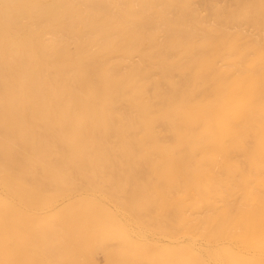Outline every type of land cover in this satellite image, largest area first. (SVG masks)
Listing matches in <instances>:
<instances>
[{"label":"rangeland","instance_id":"rangeland-1","mask_svg":"<svg viewBox=\"0 0 264 264\" xmlns=\"http://www.w3.org/2000/svg\"><path fill=\"white\" fill-rule=\"evenodd\" d=\"M32 1L0 0V212L5 198L29 216L3 239L17 264H108L123 245V264H264L248 234L264 212V0ZM240 78L256 90L224 132L208 107Z\"/></svg>","mask_w":264,"mask_h":264},{"label":"bare ground","instance_id":"bare-ground-1","mask_svg":"<svg viewBox=\"0 0 264 264\" xmlns=\"http://www.w3.org/2000/svg\"><path fill=\"white\" fill-rule=\"evenodd\" d=\"M244 1V0H243ZM246 1V0H245ZM15 2V1H14ZM243 3V2H242ZM42 5L43 6H45L44 5V3H42V2H40V1H32L31 3H30V5H29V7H28V10L32 13V11H39L41 8H42ZM50 5H53V4H50ZM50 5H49V7H50ZM258 5V3H257V1L256 0H254V2H253V6H257ZM263 5V4H262ZM46 6H48V5H46ZM45 6V7H46ZM238 8V7H237ZM247 9V8H246ZM250 10V9H249ZM248 9H247V11L248 12H251V10L249 11ZM5 11V10H4ZM53 11V10H52ZM234 11H235V9H234ZM240 11V10H239ZM7 13H9V12H7ZM26 13V10L25 9H22V10H20L19 12H18V15H20V16H22V15H24ZM55 13V12H54ZM61 14V13H60ZM233 14V13H232ZM236 14V13H235ZM10 15H12V14H10ZM44 15V14H43ZM46 15V14H45ZM54 16V15H53ZM53 16H51V17H53ZM253 16V15H252ZM251 16V17H252ZM260 16V15H259ZM19 17V16H18ZM17 17V18H18ZM230 17V16H229ZM255 17V16H254ZM254 17H252V18H254ZM27 18V17H26ZM57 18V17H56ZM260 19V18H259ZM258 19V20H259ZM254 20H256V17H255V19ZM13 21V20H12ZM7 23H9V22H7ZM14 23V22H13ZM16 25V24H15ZM19 25V24H18ZM3 30V29H2ZM14 31V30H13ZM14 33V32H13ZM15 34H16V31H15ZM19 39V38H18ZM2 40V39H1ZM8 40V39H7ZM19 41V40H18ZM27 41V40H26ZM1 42V41H0ZM7 42V41H6ZM30 42V41H29ZM0 45H1V43H0ZM77 48V47H76ZM199 63V62H198ZM198 66V65H197ZM201 66V65H200ZM84 69H85V67H84ZM26 70V69H25ZM24 70V71H25ZM80 72V71H79ZM86 72V71H85ZM22 74V73H21ZM34 74V73H33ZM82 74H86V73H82ZM208 74V73H207ZM261 74V73H260ZM23 75V74H22ZM25 75H27V74H24V76ZM201 75V74H200ZM23 76V77H24ZM34 78H35V76H33ZM84 77L86 78V76L84 75ZM33 78V79H34ZM23 79V78H22ZM32 79V80H33ZM26 80V79H25ZM30 80V79H29ZM38 80V79H37ZM82 79H80V81H81ZM85 80V82H87V80L86 79H83V81ZM250 80V81H249ZM31 81V80H30ZM32 82V81H31ZM39 82V81H38ZM82 82V81H81ZM84 82V83H85ZM237 82H238V85H237V87H234V88H232V89H230L229 91H227L226 92V94H225V100L223 101V103L221 104V105H213V104H211L208 108L211 110V114L222 124V128H223V131L224 132H226L227 130H226V127H225V124L223 123V118H222V115H223V113L224 112H227L228 110H232L234 113H238L239 111H240V108H241V105H242V103H243V101L247 98V97H249V95L251 94V93H253L255 90H256V85H257V81L255 80V79H243V78H240V79H238L237 80ZM264 82V81H263ZM212 83V82H211ZM32 84V83H31ZM35 84H37V83H35ZM34 85V84H33ZM223 85V84H222ZM9 86V85H8ZM38 88V87H37ZM207 88V87H206ZM261 88H263V87H261ZM33 89H34V87H33ZM40 89V88H39ZM15 90V89H14ZM29 90V89H28ZM195 90V89H194ZM213 90V89H212ZM27 91V90H26ZM36 91H38V90H36ZM237 91H240L241 92V95H242V99H240L239 100V102L238 103H236L234 106H232L231 108L229 107V104H228V102L230 101V100H232L234 97H235V95H236V93H237ZM42 92V91H41ZM211 92V91H210ZM21 93V92H20ZM191 93V92H190ZM207 93H209V92H207ZM206 93V94H207ZM212 93V92H211ZM3 94V93H2ZM18 94V93H17ZM36 94V93H35ZM34 94V95H35ZM197 95V94H196ZM208 95V94H207ZM0 96H2L1 94H0ZM3 96H4V94H3ZM43 96V95H42ZM210 96V95H209ZM258 96V95H257ZM45 97V96H44ZM211 97H212V95H211ZM6 98V97H5ZM4 98V99H5ZM12 98V97H11ZM39 98H40V96H39ZM264 98V97H263ZM2 99V98H1ZM10 99V98H9ZM26 99V98H25ZM204 99H206V98H204ZM14 100H15V97H14ZM29 100V99H28ZM38 100H40V99H38ZM19 101V100H18ZM58 101V100H57ZM16 102V101H15ZM26 102V101H25ZM219 102V101H218ZM8 103V102H7ZM17 103V102H16ZM15 103V104H16ZM19 103V102H18ZM28 103V102H27ZM26 103V104H27ZM43 103V102H42ZM35 104V103H34ZM59 104V103H58ZM5 105V104H4ZM42 105V104H41ZM46 105V104H45ZM181 105H183V104H181ZM189 105V104H188ZM16 106V105H15ZM18 106H19V104H18ZM28 106V105H27ZM20 107V106H19ZM80 107V106H79ZM78 107V108H79ZM186 107V106H185ZM205 107H207V106H205ZM3 108H5V107H3ZM2 108V109H3ZM29 109V108H28ZM27 109V110H28ZM36 109H38L39 111H41L44 115H45V118H46V116L47 115H50L51 114V112L53 111H51L50 110V108H45V107H38V106H36ZM57 109H59V110H61V107H59L58 108V106H57ZM12 110L13 109H11V107L10 106H6V109H5V112H4V114H6V121L7 122H9V121H12L13 120V118H14V112L12 113ZM32 110V109H31ZM30 110V111H31ZM193 110V109H192ZM192 110H191V112H192ZM195 110V109H194ZM208 110V109H207ZM56 111V110H55ZM176 111H178V110H176ZM202 111H204V110H202ZM245 111V110H244ZM54 112V111H53ZM63 111H61V113H62ZM179 112V111H178ZM181 112H182V110H181ZM198 113H199V111H197ZM55 113V112H54ZM64 113H66V112H64ZM83 113H85L84 111H83ZM195 113H196V111H195ZM182 114V113H181ZM208 114V113H207ZM33 115V114H32ZM67 115V114H66ZM75 115V114H74ZM197 115V114H196ZM199 115H201V114H199ZM18 116V115H17ZM16 116V117H17ZM58 116H59V114H58ZM65 116V115H64ZM68 116V115H67ZM77 116V115H76ZM204 116V115H203ZM209 116V115H208ZM211 116V115H210ZM212 117V116H211ZM231 117V116H230ZM173 118V117H172ZM22 119V118H21ZM47 119V118H46ZM52 119V118H51ZM200 119V118H199ZM210 119V118H209ZM213 119V118H212ZM261 119V118H260ZM67 120H70V119H67ZM56 121V120H55ZM54 121V122H55ZM205 121H206V119H205ZM263 121V120H262ZM48 122V121H47ZM59 122V121H58ZM69 122V121H68ZM72 122V121H71ZM80 122V121H79ZM83 122V121H82ZM202 122V121H201ZM211 122V121H210ZM49 123V122H48ZM52 123V122H51ZM73 123V122H72ZM211 123H213V122H211ZM232 123V122H231ZM243 123V122H242ZM8 124V123H7ZM55 124V123H54ZM60 124V123H59ZM80 124V123H79ZM194 124V123H193ZM234 124V123H233ZM12 125V124H11ZM50 125V124H49ZM61 125V124H60ZM66 125V124H65ZM71 125V124H70ZM85 125V124H84ZM52 126V125H51ZM86 126H87V123H86ZM213 126V125H212ZM243 126V125H242ZM244 126H245V124H244ZM197 127V126H196ZM3 128H5V127H3ZM55 128V127H54ZM71 128V127H70ZM192 128H193V126H192ZM214 128V127H213ZM51 129V128H50ZM212 129V128H211ZM59 130V129H58ZM190 130V129H189ZM215 130V129H214ZM7 131V130H6ZM59 132V131H58ZM62 132V131H61ZM64 133V132H63ZM204 133H206V134H208L209 133V128H205L204 129ZM73 134V133H72ZM86 134V133H85ZM205 134V135H206ZM210 134V133H209ZM208 134V135H209ZM211 134H213V132L211 133ZM22 135V134H21ZM28 135V134H27ZM241 135V134H240ZM258 135V134H257ZM204 136V135H203ZM214 136H215V134H214ZM24 137V136H23ZM205 137V136H204ZM28 138H30V137H28ZM64 138V137H63ZM65 138H66V136H65ZM176 138V137H175ZM14 139V138H13ZM82 140H84V139H82ZM227 141V140H226ZM44 142V141H43ZM190 143V142H189ZM5 144V143H4ZM3 144V145H4ZM38 144H39V142H38ZM253 144V143H252ZM8 145V144H7ZM6 145V146H7ZM43 145H45V144H43ZM203 145V144H202ZM6 146H4V147H6ZM36 145H34V147H35ZM80 146H81V143H80V138H78V136L77 135H74V136H71L70 137V140H69V149H70V151H71V156L72 157H74V153H75V151L76 150H78V148H80ZM1 148H2V146H0ZM10 147V146H9ZM9 147H7V148H9ZM13 148V147H12ZM181 148V147H180ZM205 148V147H204ZM5 149V148H4ZM16 149V148H15ZM34 149H36V148H34ZM81 149V148H80ZM1 150H3V149H1ZM0 150V151H1ZM8 150V149H7ZM9 150H11V148L9 149ZM14 149H12V151H13ZM187 150V149H186ZM17 151V150H16ZM81 151V150H80ZM182 151H184V150H182ZM18 152V151H17ZM36 152V151H35ZM26 153V152H25ZM1 154V153H0ZM13 154H15V152L13 151ZM19 154V153H18ZM28 154V153H27ZM84 154V153H83ZM85 155V154H84ZM87 155H88V153H87ZM7 156H9V155H7ZM6 156V157H7ZM18 156V155H17ZM22 156V155H21ZM24 156H27V155H24ZM10 157V156H9ZM85 157V156H84ZM86 157H88V156H86ZM183 157V156H182ZM23 158V157H22ZM22 158H21V161H22ZM26 158V157H25ZM30 158V157H29ZM91 158V157H90ZM90 158H88V161H89V159ZM184 158V157H183ZM16 159V158H15ZM63 159V158H62ZM76 159V158H75ZM176 158L174 157V159L173 160H175ZM9 160H11V159H9ZM13 160V159H12ZM17 160V159H16ZM25 160V159H24ZM91 160H93V159H91ZM90 160V161H91ZM14 161V160H13ZM20 161V162H21ZM205 161V160H204ZM203 161V162H204ZM7 162H9V161H7ZM194 162V161H193ZM11 163V162H10ZM28 163V162H27ZM85 163V162H84ZM91 163V162H90ZM93 163V162H92ZM91 163V164H92ZM175 163V162H174ZM12 164V163H11ZM53 164V163H52ZM51 164V165H52ZM194 164V163H193ZM54 165V164H53ZM55 166V165H54ZM84 166V165H83ZM173 166V165H172ZM53 167V166H52ZM189 167H191V166H189ZM57 168V167H56ZM55 168V169H56ZM177 168H179V167H177ZM181 169V168H180ZM58 170H60V169H58ZM133 174V173H132ZM193 176V175H192ZM62 178V177H61ZM8 179V178H7ZM136 188V187H135ZM141 188V187H140ZM136 190V189H135ZM12 191L13 192H15V188H12ZM142 191H144V190H142ZM147 191V190H146ZM160 191V190H159ZM19 192V191H18ZM134 194V193H133ZM138 194V193H137ZM147 194V193H146ZM19 195L21 196V197H24L21 193H19ZM147 196H149V195H147ZM135 197H137V196H135ZM150 197V196H149ZM4 200H3V210L0 212V224L2 225V234H0V264H17L18 262H17V259L15 258L16 256H15V254L17 255V250H16V245L15 244H10V243H7V242H5L3 239H4V237H6V235L7 234H11V233H13L15 236H16V230H17V226L19 225V223L22 221V220H27V221H29L28 219H29V216L28 215H25L24 213H22L21 211H19L17 208H13V205H11L10 203H8L7 202V200L5 199V198H3ZM150 200V199H149ZM150 204V203H149ZM139 208V207H138ZM258 208V207H257ZM136 210V209H135ZM93 213V212H92ZM92 213L90 212V213H88L87 214V216H88V220H89V224L91 223V224H93V225H95L96 224V217H94L93 215H92ZM109 214V213H108ZM74 215V214H73ZM111 215V214H110ZM61 220H63V219H61ZM87 220V219H86ZM249 221L251 222L250 223V226H249V230H248V234L251 236V238H253V239H256V238H260V237H262L263 239H264V236H262V235H264V212H261V211H259V210H250L249 211ZM9 228H11V230L9 229ZM11 232V233H10ZM109 234V233H108ZM110 235V234H109ZM109 238H110V236H109ZM108 238V239H109ZM120 239V238H119ZM124 240V239H123ZM122 243H123V241H122ZM126 243V242H125ZM129 242H127V244H128ZM261 245V244H260ZM142 246V245H141ZM121 247H124V245L123 246H120V250L121 251H119V252H115V251H112L111 250V252H109L108 253V264H123L124 263V257L122 256V254H121V252H122V249H121ZM119 248V247H118ZM129 249V246L128 247H126V249ZM133 248V247H132ZM136 249V248H135ZM139 250V249H138ZM123 251H124V249H123ZM131 251V250H130ZM140 251H142V250H140ZM126 252V251H125ZM128 252V251H127ZM126 252V253H127ZM163 252V251H162ZM166 252V251H165ZM37 253V252H36ZM133 254H136V253H133ZM140 253H138V256H139V261L141 260L140 258V255L142 254H140ZM153 254V253H152ZM160 254V253H159ZM137 255V254H136ZM38 256V255H37ZM41 256V255H40ZM135 256V255H134ZM137 258V257H136ZM145 258V257H144ZM152 258V257H151ZM150 258V259H151ZM156 258V257H155ZM160 258V257H159ZM39 259L40 258H38V261H39ZM153 259V258H152ZM163 259V258H162ZM129 261V258H127L126 259V261ZM155 260V259H154ZM138 261V262H139ZM148 261H149V258H148ZM152 261V260H151ZM157 261H161V260H157ZM137 262V263H138ZM150 262V261H149ZM173 262V261H172ZM30 264H38L37 263V261L35 260V259H31L30 258V262H29ZM152 263H155V262H152ZM44 264V263H43ZM128 264V263H127ZM132 264V263H131ZM251 264H258V263H255L254 261H251Z\"/></svg>","mask_w":264,"mask_h":264}]
</instances>
